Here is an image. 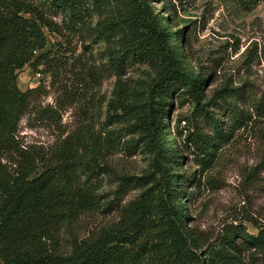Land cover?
<instances>
[{"label": "trees", "instance_id": "1", "mask_svg": "<svg viewBox=\"0 0 264 264\" xmlns=\"http://www.w3.org/2000/svg\"><path fill=\"white\" fill-rule=\"evenodd\" d=\"M121 2L120 13L88 29L93 38L110 46L108 66L85 72L89 81L100 83L111 72L120 78L143 58L158 67L145 100L130 102L119 87L107 112L115 122L124 114L136 119L133 130L139 131L143 150L153 156V172L134 181L123 177L121 187L140 184L141 194L119 209L116 223L82 239L71 237L64 250L63 230L86 214L112 209L113 203L102 205L92 183L99 175L96 170L105 168L97 159H87V153H94L80 135H68L47 149L23 144L20 125L29 117L35 124L60 130L63 112L77 102L71 89L74 84L83 87V81L59 84L62 98L54 106H43L47 88L40 84L22 91L17 80L25 67L52 79L60 77L69 65L58 51L48 49L44 30L52 31L54 25L47 13L61 15L68 31H75L86 25L90 9L84 0H0L1 264H245L264 256V230L255 236L241 225L231 226L215 240L202 242L188 228L192 196L188 186L193 180L188 183L179 170L182 151L169 136L167 121L174 95L192 100L200 113L209 112L201 105L208 76L195 75L186 66L183 35L170 30L167 17L162 24L150 0ZM116 42L118 48L112 49ZM239 91L235 89V97H240ZM226 97L230 94L221 96ZM227 112L229 122L212 119V134L180 132L185 145L202 158L211 157L234 132L247 126V117L236 105Z\"/></svg>", "mask_w": 264, "mask_h": 264}, {"label": "rangeland", "instance_id": "2", "mask_svg": "<svg viewBox=\"0 0 264 264\" xmlns=\"http://www.w3.org/2000/svg\"><path fill=\"white\" fill-rule=\"evenodd\" d=\"M90 9L86 25L68 31L61 15L47 13L53 23L52 31L45 29L48 49L58 51L69 67L60 77L52 79L25 67L18 75L20 90L27 91L40 84L48 95L43 106H54L59 84L83 81V87L71 90L77 102L62 114L60 130L24 119L20 125V140L25 145L51 148L68 135H80L91 153L87 159H97L105 170L92 179L98 189L102 205L113 203L112 209L81 217L62 234L64 250L73 236L85 238L116 223L119 209L136 199L142 192L141 185L121 187V179L134 181L153 172V156L143 150V139L133 130L135 118L118 112L116 122L109 120L107 112L123 87L130 102L145 100V93L156 78L158 67L142 59L129 66L123 75L111 72L100 83L88 80L86 70L108 66L110 46L93 38L88 29L98 20L117 15L122 11L121 0H84ZM153 11L169 19L173 33L183 35L186 66L195 75L207 77L203 88V101L208 113H200L190 99L174 95L167 125L171 139L182 151L181 168L193 183L188 186L192 194L187 226L202 242L213 241L227 228L241 225L251 235L264 230V0H150ZM84 44L86 46H84ZM179 43H175L176 49ZM119 43L111 45L118 48ZM85 76V77H84ZM120 81V82H119ZM120 83V86H119ZM69 87V86H68ZM240 97H235V89ZM227 89V91H225ZM230 94V98H221ZM180 97V96H179ZM236 105L247 117V126L234 132L228 142L217 148L211 156L202 158L185 145L183 136L190 132L210 134L212 119L229 122L227 109ZM178 126V132L176 130ZM212 134V133H211ZM95 146V147H94ZM96 148V149H95ZM178 171L177 173L181 174ZM140 183V182H139ZM1 264V262H0ZM245 264H264V256H255Z\"/></svg>", "mask_w": 264, "mask_h": 264}, {"label": "built area", "instance_id": "3", "mask_svg": "<svg viewBox=\"0 0 264 264\" xmlns=\"http://www.w3.org/2000/svg\"><path fill=\"white\" fill-rule=\"evenodd\" d=\"M38 76H40V74Z\"/></svg>", "mask_w": 264, "mask_h": 264}]
</instances>
